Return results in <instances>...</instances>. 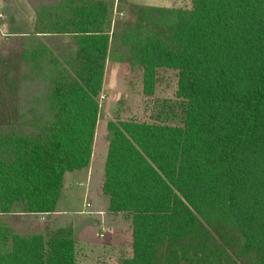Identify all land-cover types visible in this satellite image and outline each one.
Masks as SVG:
<instances>
[{"label":"trees","instance_id":"trees-1","mask_svg":"<svg viewBox=\"0 0 264 264\" xmlns=\"http://www.w3.org/2000/svg\"><path fill=\"white\" fill-rule=\"evenodd\" d=\"M34 35L71 36L0 55V215L54 214L68 172L88 167L107 62L138 64L145 95L178 72L175 103L151 123H108L103 193L128 214L125 264H264V0L130 6L28 0ZM0 264H77L71 223L0 229Z\"/></svg>","mask_w":264,"mask_h":264},{"label":"rangeland","instance_id":"rangeland-1","mask_svg":"<svg viewBox=\"0 0 264 264\" xmlns=\"http://www.w3.org/2000/svg\"><path fill=\"white\" fill-rule=\"evenodd\" d=\"M110 5L112 26L132 18L130 6L142 5L168 11L190 8L193 0H106ZM35 11L28 0H0V55L9 58L20 53L23 48L35 47L46 42V37L33 34ZM66 39V38H65ZM48 43V42H47ZM49 44V43H48ZM50 45V44H49ZM107 71L110 90L104 94V99L99 96L100 113L96 129L95 155L100 160L102 152L108 147V123L111 121H138L151 123L164 103H175L178 91V72L172 69L161 68L157 72V86L154 96L144 93L143 69L138 64L122 63L115 59L108 62ZM116 77L114 78V75ZM116 80V82H115ZM115 82V83H114ZM81 190H77L80 195ZM82 202V201H81ZM70 202V197L65 193L61 203L69 210L78 205ZM89 203V204H88ZM86 206H95L91 199H86ZM88 204V205H87ZM95 211L96 209H89ZM121 217L120 236L112 240L114 248H108V240L94 246V249L78 248L77 264H125L131 255L130 246L132 221L128 214H118ZM70 223L69 216H28L21 213L16 207L14 213L8 216L0 215V229L8 228L20 232L34 230L44 231ZM92 225V222H90ZM96 243L101 242L99 230H96Z\"/></svg>","mask_w":264,"mask_h":264},{"label":"crops","instance_id":"crops-1","mask_svg":"<svg viewBox=\"0 0 264 264\" xmlns=\"http://www.w3.org/2000/svg\"><path fill=\"white\" fill-rule=\"evenodd\" d=\"M148 6V5H147ZM40 37H45L42 35H38ZM66 38V39H65ZM46 42H48L55 52H66V51H74V42L71 36H49L46 37ZM110 61V60H109ZM108 61V62H109ZM106 65L105 76H104V85L103 90L100 94V97L104 99V94L110 90L108 82L107 71L109 65ZM116 74L114 75V78ZM117 78V77H116ZM116 82V80H115ZM114 82V83H115ZM101 116V113H100ZM99 116V117H100ZM108 127V126H107ZM107 136V135H106ZM108 147L106 152H102L100 156V160H97V156L95 155L96 148V136L94 138L93 144V154L88 167L83 170L68 172L64 177V186L61 192V197L65 193L70 197V202L73 200V204L81 203L83 205H78L77 208L73 210H69L65 207L63 203H61V197L56 207V212L54 214H42L35 215L30 214L28 216H55V215H64L69 216L70 223L74 228V235L77 241V249L86 248L91 250L94 249V246L101 244L103 241L107 242L108 248H114L112 240L116 239V237L120 236L121 231V217L118 214H113L109 211V198L103 193V186L105 182V171H106V163L109 152V141L107 140ZM77 190L80 191V195H77ZM76 194V195H75ZM91 199L95 206H86V199ZM96 209L95 211L89 209ZM92 222V225H90ZM96 230H99L100 241L96 243L94 239H96ZM131 239L129 241L130 246L133 244V228L131 229ZM104 235V237H101ZM131 249L132 257L133 251ZM95 250V249H94Z\"/></svg>","mask_w":264,"mask_h":264},{"label":"built area","instance_id":"built-area-1","mask_svg":"<svg viewBox=\"0 0 264 264\" xmlns=\"http://www.w3.org/2000/svg\"><path fill=\"white\" fill-rule=\"evenodd\" d=\"M101 237H104V235H101Z\"/></svg>","mask_w":264,"mask_h":264}]
</instances>
